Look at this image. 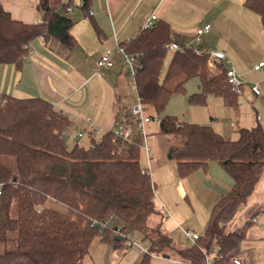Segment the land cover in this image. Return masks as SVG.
Here are the masks:
<instances>
[{
	"label": "trees",
	"instance_id": "trees-1",
	"mask_svg": "<svg viewBox=\"0 0 264 264\" xmlns=\"http://www.w3.org/2000/svg\"><path fill=\"white\" fill-rule=\"evenodd\" d=\"M90 0H82L88 8ZM61 0H39L37 8L45 15L43 23L14 19L0 3V66L21 67L31 42L51 36L72 47L74 21L58 12ZM246 5L260 15L264 25V0H248ZM90 14V13H89ZM172 42L167 22L141 32L120 45L136 56L141 67L135 77L138 97L163 114L171 97L184 92L192 78L200 79L201 91L192 94V105H205L207 97L222 98L226 105H237V93L227 82L226 67L210 68L208 56L192 48L169 50ZM169 58V66H164ZM158 116V115H157ZM70 120L43 98L0 100V264H83L92 241L122 245L124 234L139 232L149 250L142 264H152L151 255L178 256L186 264H205L206 252L216 250L212 264H229L240 256L242 243L255 217L264 212L258 206L238 230L229 224L247 207L264 176V130L261 125L242 129L235 141L227 140L211 126L180 122L164 115L159 133L181 141L172 146L168 158L177 162L178 174L186 178L209 162H218L233 178L229 192L213 207L204 233L190 247H176L162 230V222L149 227L157 213L156 185L142 173L141 148L114 140L105 133L98 144L93 134L88 145L68 148L63 133ZM54 204L55 206H52ZM40 209V212H38ZM115 219V226L100 232L93 222Z\"/></svg>",
	"mask_w": 264,
	"mask_h": 264
},
{
	"label": "crops",
	"instance_id": "crops-1",
	"mask_svg": "<svg viewBox=\"0 0 264 264\" xmlns=\"http://www.w3.org/2000/svg\"><path fill=\"white\" fill-rule=\"evenodd\" d=\"M247 1L90 0L88 8L84 9L81 6L82 0H61L58 12L74 21L71 28L75 39L74 45L67 47L48 35L34 39L21 67L15 64L0 66V95L47 100L53 107L62 111L71 122L63 137L80 145L89 144L90 134H93L95 139H101L105 133L113 131L117 123L134 124L130 107L139 97L122 56L114 57L115 65L111 68L100 69L98 61L107 49H114L119 44L135 38L141 32L144 20L155 14L158 18L157 23L165 21L169 24L172 42L192 43L193 47L223 51L227 55V60L219 64L226 68L233 65L241 75L242 85L240 92L237 93V105L228 106L222 98L210 95L214 98L210 101L214 110L211 116L212 123H187L211 126L218 134L231 141L239 138L242 129L261 125L264 130V66L260 71L254 69L255 65L264 62V25L260 15L246 5ZM38 2L39 0H0L3 8L14 19L25 23L44 22L45 15L37 8ZM68 8H71V12H68ZM207 23L212 25L211 31L197 36V29ZM197 79L200 92V79ZM255 85L260 88L261 95L252 91ZM232 114L234 118H231ZM218 119H229V124L221 126L216 123ZM152 124H157L158 128V132L157 129L149 131L147 128L149 133L156 136L152 142L153 151L154 143L161 137L164 140L162 147L165 149V156L168 157L170 148L179 146L181 141L172 135H161L159 123L149 125ZM239 125L242 126L235 131ZM79 133L83 135L76 138ZM134 140L140 141L137 137ZM175 164L178 173L176 161ZM212 166L213 169L207 165L186 178L179 177L187 182L201 172L222 174L223 182L213 177L218 183L215 184L219 192L217 201L220 196L230 191L234 180L221 164ZM221 168L226 175L218 171ZM151 176L156 185L154 202L157 213L150 217L149 227H156L162 222V230L173 239L176 247L192 246L194 242L190 246H180L170 235V232L184 220L177 204L174 205L163 189L158 187L155 181L159 179L158 176L152 173ZM251 204L253 203L249 202L248 206ZM208 222L190 231L202 235ZM259 228L264 231V227ZM93 243L98 244L96 250L100 249V255L96 258L99 264H122L127 254L124 241L119 247L102 242L99 237L91 244ZM242 251L241 256L248 264H264V239L253 235H250L249 239L247 234L242 243ZM111 252L115 254L110 255ZM147 253L140 254L134 264H142ZM152 256L166 258L162 255ZM170 258L180 261L176 255Z\"/></svg>",
	"mask_w": 264,
	"mask_h": 264
},
{
	"label": "rangeland",
	"instance_id": "rangeland-1",
	"mask_svg": "<svg viewBox=\"0 0 264 264\" xmlns=\"http://www.w3.org/2000/svg\"><path fill=\"white\" fill-rule=\"evenodd\" d=\"M168 60L169 56L167 57L164 71L168 69ZM131 78L133 79V77ZM198 88V79H190L185 85L184 92L174 94L171 97L163 114L159 115L152 109L148 110V114L158 115L160 118L167 114L178 118L180 122L211 124V116L214 114V110L213 107H211L210 101L214 98L212 96H208L207 104L205 105H192L189 102L190 95L197 93ZM231 118H234V114H232ZM216 123L223 126L225 123L229 124V119H218ZM240 126L242 125L236 127L235 131ZM147 128L149 131H155L157 129L158 132L157 124L149 125ZM64 140L68 148H72L76 144V141H72L66 137ZM163 141V138L160 137L154 143V159L151 162H149L144 151L141 150V165L144 168L150 169V172L154 176H158L159 181L155 179L158 187L163 189L166 196L172 200L174 205L177 204V208L184 220L182 223L176 226L174 231L170 232V235L180 246H190L193 244V242H191L186 237L185 233L196 226H203L204 223L206 224L209 221L214 203L216 198L219 196V192H217L215 188V184H218L216 183L215 178H218L220 182H223V179L221 178L222 174L211 171L208 172V174L201 172L197 175L195 174L194 177L186 182L184 179L179 177L175 161L169 159L167 155L165 156V149L162 147V144H164ZM208 165L211 167V169H213L214 166L212 165H218V163L212 161L209 162ZM218 171L224 174V170H222V168ZM213 177L215 178L213 179ZM249 202H252L253 204H251L250 207L247 206L238 212L235 219L229 224V230H238L244 227L247 221L251 218L248 216L251 211L253 212V209L256 207L264 205V176L258 183ZM260 226H264V212H261V214L256 217V222L252 223L251 227L249 228L247 233L249 239L250 235H253L261 240L264 239L261 238L264 237V231L260 230ZM131 240L134 242V245L131 247H126L127 254L124 256L122 264H134L136 258L145 252L144 250V252L142 251V248H147L149 250V243L148 241H143L141 233L136 231L133 232L131 234ZM97 246V243L91 244L89 253L86 255L83 264H99L96 258L100 255V249L96 250L98 249ZM112 254L115 253L111 252L110 255ZM117 261L118 260L116 258V262ZM151 262L152 264H180V261L175 258H162L158 256H152Z\"/></svg>",
	"mask_w": 264,
	"mask_h": 264
},
{
	"label": "built area",
	"instance_id": "built-area-1",
	"mask_svg": "<svg viewBox=\"0 0 264 264\" xmlns=\"http://www.w3.org/2000/svg\"><path fill=\"white\" fill-rule=\"evenodd\" d=\"M68 12H71V8L67 9ZM157 16L155 14L147 17L143 24H142V30H151L153 29L156 24H157ZM212 29V25L207 23L202 26H200L196 33L197 36H202L205 33L210 32ZM185 47L192 48L193 51L197 55L201 56H208V61H209V66L210 68H215L217 64L227 60V55L220 50L216 49H204L203 47H193L192 43H184ZM169 50H177L181 49L182 46L178 42H172L168 46ZM29 49V47H28ZM117 55H121L123 58V62L126 64V66L129 68V75L133 77V82H134V87L136 89V84H135V77L137 75V70L138 68L141 67L139 61L137 60L136 56L133 54H129L125 51V49L119 44L116 48L114 49H107L100 57L98 61V67L100 69L102 68H111L115 65L114 57ZM264 66V62H260L257 65H255L254 69L256 71H260L262 67ZM226 78L227 82L232 86V89L236 92H240V86L242 85V80H241V75L237 71L236 67L233 65H229L226 68ZM252 91L257 94L261 95L260 88L258 85H255L252 88ZM0 100H1V95H0ZM150 107L145 104L140 98L132 104L130 107V115L134 118V124L132 123H117L115 128L113 129L114 133V140L122 141L125 143H130V144H136L139 146L146 154L149 162H151L153 158V146L152 142L156 139L155 134L149 133L147 131V126L150 123H160L161 118L157 115H151L148 114V110ZM90 122V119H88ZM93 127V123L91 122V128ZM135 127L136 131L135 132ZM66 132V131H65ZM65 132L63 134H65ZM83 135V133H79L76 138H79ZM135 137L139 138L140 141H135ZM100 142V139H95V143L91 145L93 148L95 144H98ZM143 174H149L151 175V172L149 169H142ZM38 212H40V209H38ZM115 219L113 217H110L107 221L105 222H93V226H99L100 232H104L108 227H114L115 226ZM253 223L256 222V217L252 221ZM264 227V226H262ZM115 233L119 236H121L122 239H124V243L126 246H133L134 242L131 240V234H124L122 233L120 228H115L114 229ZM186 236L192 241L196 242V240L199 239L201 236L200 233H197L195 231H186ZM143 250L147 253L148 249L143 248ZM216 254V250L211 249L209 252H206V263L205 264H212L214 261V256ZM181 264H186L184 262H181ZM229 264H248L247 260L243 256H236L234 257Z\"/></svg>",
	"mask_w": 264,
	"mask_h": 264
},
{
	"label": "water",
	"instance_id": "water-1",
	"mask_svg": "<svg viewBox=\"0 0 264 264\" xmlns=\"http://www.w3.org/2000/svg\"><path fill=\"white\" fill-rule=\"evenodd\" d=\"M120 238H121V237H120ZM120 238H119V239H120Z\"/></svg>",
	"mask_w": 264,
	"mask_h": 264
}]
</instances>
